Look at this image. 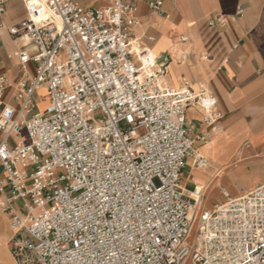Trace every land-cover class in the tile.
Returning <instances> with one entry per match:
<instances>
[{"label":"built area","instance_id":"obj_1","mask_svg":"<svg viewBox=\"0 0 264 264\" xmlns=\"http://www.w3.org/2000/svg\"><path fill=\"white\" fill-rule=\"evenodd\" d=\"M22 2L25 18L8 30L37 54L8 55L36 64L13 86L16 107L3 102L0 75V207L18 264H264V183L238 197L223 190L210 210L199 209L198 186L192 197L180 186L187 157L209 165L187 135L186 109L200 107L210 125L216 99L169 86L168 60L133 46L136 7Z\"/></svg>","mask_w":264,"mask_h":264},{"label":"crops","instance_id":"obj_2","mask_svg":"<svg viewBox=\"0 0 264 264\" xmlns=\"http://www.w3.org/2000/svg\"><path fill=\"white\" fill-rule=\"evenodd\" d=\"M74 1L93 8L111 0ZM150 1L129 0L138 18L131 39L168 60L164 79L169 86L206 89L216 99L219 117L210 125L200 107L186 109L187 135L209 165L195 168L189 156L180 179L189 197L195 186H201L199 209L210 210L221 202L223 190L238 197L264 183V0H162L154 13ZM25 15L22 0H8L0 16V75L8 80L2 99L13 107L15 82L36 70L31 60L22 64L17 57H8L14 51L29 57L37 54L35 44L8 30ZM213 197L219 201L211 205ZM3 198L0 192V204ZM11 236L0 207V264H18L10 251Z\"/></svg>","mask_w":264,"mask_h":264},{"label":"rangeland","instance_id":"obj_3","mask_svg":"<svg viewBox=\"0 0 264 264\" xmlns=\"http://www.w3.org/2000/svg\"><path fill=\"white\" fill-rule=\"evenodd\" d=\"M36 96H37V98H38V100H39L38 109H39L40 111H42V110H44L45 105H46V102H47V93H46L44 90H40V91H37ZM34 112H35V111H33L31 114H29V115H28V118L31 117V115H32ZM19 134H20V137H21L24 141H27V132H26V130H25L24 127H21V128H20ZM15 140H16V137H15V136H12L11 141H15ZM182 171H184V170H182ZM217 199H218V198L213 197L212 200H210L209 203H211V205H212L213 203H216L217 201H219V200H217ZM220 200L222 201L223 198H220ZM198 213H199V211H198ZM198 213H197V215H196V217H195V220H194V222H193V224H192V226H191V228H190V236H189V238H188V242L191 243V244H193L194 239H195L196 234H197V228H198Z\"/></svg>","mask_w":264,"mask_h":264},{"label":"bare ground","instance_id":"obj_4","mask_svg":"<svg viewBox=\"0 0 264 264\" xmlns=\"http://www.w3.org/2000/svg\"><path fill=\"white\" fill-rule=\"evenodd\" d=\"M134 44H135V43H134ZM134 44H133V46H134ZM181 187H182V186H181ZM200 189H201V186L198 185V190H200ZM198 194L200 195V193H198ZM192 195H194V196H199V195H196L195 192H193Z\"/></svg>","mask_w":264,"mask_h":264}]
</instances>
